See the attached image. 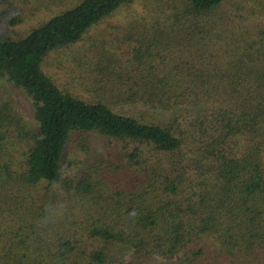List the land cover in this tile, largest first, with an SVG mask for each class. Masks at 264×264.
<instances>
[{"label": "trees", "instance_id": "trees-1", "mask_svg": "<svg viewBox=\"0 0 264 264\" xmlns=\"http://www.w3.org/2000/svg\"><path fill=\"white\" fill-rule=\"evenodd\" d=\"M134 1L0 0L10 26L60 7L0 33L36 122L0 93V264H264V0H155L130 56L78 45ZM64 48L89 96L46 72Z\"/></svg>", "mask_w": 264, "mask_h": 264}, {"label": "rangeland", "instance_id": "rangeland-1", "mask_svg": "<svg viewBox=\"0 0 264 264\" xmlns=\"http://www.w3.org/2000/svg\"><path fill=\"white\" fill-rule=\"evenodd\" d=\"M155 0H135L130 4H126L119 8L113 15L105 18L94 26L89 33L86 35L85 39L79 41L78 45L85 46L89 44V37L101 38L104 40L107 47L111 49H121L125 55L124 57L130 56L132 52V47L136 44L134 41H129L127 38L123 37L124 33L133 31L137 33L141 30H152L149 28V23H146V26L143 27L135 23V18L139 15H147L145 5L149 4L150 6H155ZM255 5V0H224L221 8L224 12L233 11L238 6H243L245 4ZM146 5V6H147ZM60 7L54 6L50 10H40L35 15L27 17L24 21L18 23L17 25L10 26L4 23L0 19V33L9 32L14 30L19 34L27 32L34 24L41 19L48 17L50 14L59 10ZM150 21V20H149ZM148 21V22H149ZM260 22L264 24V16L261 17ZM135 26V27H133ZM133 28H136L133 30ZM13 32V31H12ZM77 62L73 58V54L69 48L59 49L55 52H51L46 60L44 67L47 73L54 75L59 82H69L73 86L72 77L73 75H78V71L75 66ZM81 86H74L76 90L80 93H84L89 96V92L83 90ZM0 93L9 96L12 99V103L19 115H21L29 124L35 126L36 122L33 116V107L30 99L24 94L20 89L13 88L8 85L0 84ZM96 146V150L100 151L104 155L111 149V144L108 142L107 138H96L93 143ZM79 157L84 160L87 158V155L80 152ZM88 159V158H87ZM86 159V161H87Z\"/></svg>", "mask_w": 264, "mask_h": 264}]
</instances>
